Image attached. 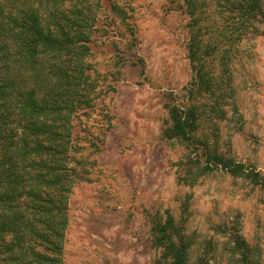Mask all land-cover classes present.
Wrapping results in <instances>:
<instances>
[{
  "label": "rangeland",
  "instance_id": "rangeland-1",
  "mask_svg": "<svg viewBox=\"0 0 264 264\" xmlns=\"http://www.w3.org/2000/svg\"><path fill=\"white\" fill-rule=\"evenodd\" d=\"M112 1L126 10L134 31L112 25L107 4L95 6L88 57L98 75L93 106L74 117V138L91 164L86 181L69 195L63 264H162L151 226L166 212L185 219L190 264L202 258L206 264H237L229 248L232 232L264 264V23L233 46L232 79H222L231 87L219 104L225 117L203 121L200 131L216 140L240 173L217 167L201 175L193 162L204 156L164 136L166 105L185 107L195 81L183 0ZM205 21L221 23L211 12ZM220 58V51L210 57L216 73ZM207 97L194 95L209 104ZM189 168L194 178L186 184L182 176ZM254 173L259 184L245 177Z\"/></svg>",
  "mask_w": 264,
  "mask_h": 264
},
{
  "label": "trees",
  "instance_id": "trees-1",
  "mask_svg": "<svg viewBox=\"0 0 264 264\" xmlns=\"http://www.w3.org/2000/svg\"><path fill=\"white\" fill-rule=\"evenodd\" d=\"M101 4H107L112 25L133 33L126 10L112 0H0V264H63L69 195L76 183L86 181L91 164L74 138V117L93 106L98 75L88 57L94 8ZM182 6L189 16L187 53L195 81L185 107L166 105L164 136L204 156L202 163L193 162L200 165L199 174L219 167L237 175L239 165L200 131L203 121L225 117L219 104H225L222 97L231 87L222 80L232 79L230 53L257 34L264 0H183ZM210 12L221 23H205ZM216 51L220 73L210 60ZM198 94L211 102L197 101ZM245 177L260 182L255 173ZM182 178L192 183V170ZM184 221L169 212L153 221L151 244L160 263L190 264ZM229 239L237 264H260L237 232Z\"/></svg>",
  "mask_w": 264,
  "mask_h": 264
}]
</instances>
